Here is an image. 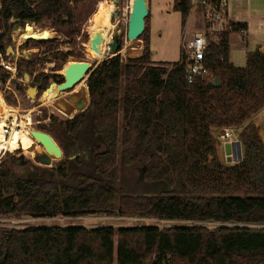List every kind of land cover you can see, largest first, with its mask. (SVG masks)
<instances>
[{"label": "trees", "instance_id": "obj_1", "mask_svg": "<svg viewBox=\"0 0 264 264\" xmlns=\"http://www.w3.org/2000/svg\"><path fill=\"white\" fill-rule=\"evenodd\" d=\"M80 2L0 0V55L8 57L13 27L27 22L75 33ZM190 7V0L174 6L183 23ZM42 29L49 36L36 43L52 50L57 33ZM246 29L245 22L229 21L221 39L209 41L210 75L192 83L182 49L180 60L156 63L144 34L141 56L124 62L118 53L94 65L86 81L88 108L72 119L52 116L64 159L33 167L28 177L0 165V214L192 224L11 228L0 235V264H264V142L252 121L264 107V50L248 52L244 66L230 60L229 34ZM23 64L30 70L33 62L19 58L18 77ZM9 78L0 66V82ZM217 78L221 84L214 86ZM49 80L45 73L34 78L41 91ZM224 127L240 128V162L220 159L212 130ZM10 161L31 163L24 156ZM208 222L220 225L202 224Z\"/></svg>", "mask_w": 264, "mask_h": 264}, {"label": "rangeland", "instance_id": "obj_2", "mask_svg": "<svg viewBox=\"0 0 264 264\" xmlns=\"http://www.w3.org/2000/svg\"><path fill=\"white\" fill-rule=\"evenodd\" d=\"M133 1L134 0H81V2L78 3L76 9V23L74 26L76 31L75 33L72 32L71 28L67 27L58 29L46 25H38L32 23L34 24L32 30L37 36L31 37L32 39L29 38L26 40H21L19 42L18 32H22L24 30V25H17V29L13 27L10 35L11 42L7 44L6 49L8 57L3 58L2 56H0V66L4 70L9 72L11 77L5 83L0 82V92L3 94L4 98L10 99L11 104L7 102L9 105L19 107L23 112H26L28 109H34V111L32 112V120L34 122L32 125H28V128L31 129V131L42 130L41 126L45 127V129H43L42 131L51 134L60 146V143L62 141L60 126L58 125V123L51 124L48 118L51 115L57 116L59 120L68 119V117L64 115L63 112L55 108V106L58 107L57 103H55V105L54 103H52L51 105H42V103L40 102V94H37L35 96H28V86L32 85V78H35L37 74L41 72L49 74V71H53L55 69L59 71L60 69L64 68V66L69 61H88L91 64L95 65L97 62H100L105 58L96 55L94 50L89 48L88 40L89 38H92L94 33L99 30H103L104 42L102 43V45L105 44L109 32L107 31V29L101 28L97 25L96 17L99 15L102 9L108 5L109 2H113L115 5L113 20L116 21L117 26L113 30L112 35H117L118 38H120L122 48L120 54L124 62H126L128 58H135L142 55L137 54L136 52L141 48L143 52L142 37L144 36V34H148L149 31L151 60L155 61L156 63H172L174 61L180 60L181 58V47L183 39L191 38L192 34L196 30H202L206 34L208 41H219L222 37V32L226 30V28L222 27L221 25H211L205 18L203 9L200 7V4L198 2H195L194 4L190 2V18L188 20V24L185 26L186 20L183 23L181 12L174 9V6L177 4L178 0H150L151 6H149V4L148 6L151 8V10L149 9V14L145 18V30L140 36L141 38L131 40L130 45L127 42L129 41L127 39V30ZM42 28H50L57 33V37L55 39H52L55 42L54 48L52 50H48L46 46L36 43L42 40H47V37L49 36V34ZM110 41H112V38ZM12 50L14 51V53ZM108 55L109 54L105 56L108 57ZM232 57L234 58V61L236 63H239L237 65H245L246 52L243 50L240 51V49L236 47V44L233 46ZM19 58H23L24 60H30L33 62L32 66H30V70L33 71L31 75V71L26 69V64H23V76H17V61ZM6 66H11L12 68L8 69L6 68ZM166 66L167 68L171 67L170 64H167ZM24 73H28L30 75L29 80L25 79ZM87 77L88 75L86 74L82 82L84 83V87L77 90L76 97L85 95L83 99H87L86 102L89 103L90 96L89 93H87ZM51 82L52 81H50V83ZM77 109L73 111V115L75 114V111ZM83 109L84 108H80V110L76 114L82 112ZM68 115L70 114L68 113ZM254 123L256 126H258V118H254ZM214 134L216 135V131H214ZM33 147L31 148V151L35 153L34 156L24 154L20 149H18L17 151L9 150L11 152H15H7V154L2 159H0V165L2 162H5L17 175L21 177H28L32 174L34 169L33 167H37L39 169L49 168L51 166L57 165L60 160L66 157L64 155L62 159L54 158L52 164L45 165L37 160V157L43 155L45 151L37 149L35 146ZM12 156H24L25 158L30 159L31 163L25 167L13 166L10 161V158ZM219 156L223 163H233L227 161V159L224 158L222 148L220 147ZM129 175V173H126L125 177L127 176L128 178ZM158 189L159 188L156 187L155 189H152V191L154 190V192H158ZM183 224H188V222H184ZM202 224L208 225L211 228H213L215 225L213 224V222ZM31 225H59L62 227L82 225L87 228L97 227L101 225H110L114 228H118L121 226L131 225H158L162 227L174 224L171 222L160 221L156 219H142L140 217H125L121 215H116L113 217L104 215H87L77 217L59 215L55 217L45 218L24 216L19 218L10 214H0V235L4 231L11 228L22 229Z\"/></svg>", "mask_w": 264, "mask_h": 264}, {"label": "water", "instance_id": "obj_3", "mask_svg": "<svg viewBox=\"0 0 264 264\" xmlns=\"http://www.w3.org/2000/svg\"><path fill=\"white\" fill-rule=\"evenodd\" d=\"M149 14V7L147 0H134L132 4V10L130 12L129 16V24H128V30H127V39L128 40H136L139 39V37L143 34L145 30V18ZM32 23L27 22L24 25V29L27 27H31ZM18 27L15 26V29ZM113 33V30L111 31V35ZM112 41L108 43V57H105L104 59H107L109 57H112L118 53H121V42L120 38H118L117 35L111 36ZM32 39V38H30ZM89 47L92 50H95L97 52H101V45L104 42L103 38V30H99L96 33L93 34L92 38H89ZM13 51V50H12ZM14 53V51H13ZM103 59V60H104ZM97 62L96 64H98ZM95 66L87 61H73L68 64V66L65 67V73H64V81L57 85L58 91H66L67 89L72 88L73 86L77 85L79 82H81L84 78V76L87 74L88 77L90 73L92 72L93 68ZM25 79L29 80L30 75L28 73H24ZM87 77V78H88ZM53 83H50L49 86L46 89H49L52 86ZM221 82L219 78L216 79L214 82V86L220 85ZM30 89L33 91L30 92ZM44 91V90H43ZM42 91V92H43ZM27 93L30 96H35L38 94V89L36 85H29L27 89ZM90 105L89 103H84L85 109L88 108ZM80 106V107H81ZM32 134L34 137L38 139V142L42 144L46 151L43 155L39 156L37 160L45 165L52 164L53 158L62 159L64 156L62 148L57 145L54 137L42 130H32ZM235 145H226V151L230 153L231 148L233 149ZM237 151L233 154V157L228 158V161L231 162H240L243 158V154L241 152V144L238 142L236 144ZM74 156H70V158H73Z\"/></svg>", "mask_w": 264, "mask_h": 264}, {"label": "bare ground", "instance_id": "obj_4", "mask_svg": "<svg viewBox=\"0 0 264 264\" xmlns=\"http://www.w3.org/2000/svg\"><path fill=\"white\" fill-rule=\"evenodd\" d=\"M114 11H115L114 3L109 2L108 5L105 8H103L102 11L99 13V15L96 17L97 25L101 28L107 29V31L109 32V35L106 38L105 44L101 45V52H97L94 50L95 54L101 56L102 58L106 57L105 55L108 54V50H109L108 49V43L111 40L110 33L117 26L116 21L113 20ZM18 33H19V40H18L19 42L21 40H26V39H29L31 37L37 36V35H35V32L32 30V28H25L22 32H18ZM127 42L130 44L131 40H129ZM70 62H73V61H69L64 66V68L60 69L58 71L59 74L64 75L65 67L68 66V64ZM92 66H93V64H92ZM6 67L8 69L12 68L11 66H6ZM84 78H85V76H84ZM82 82H83V80L76 85L75 91H77L79 88L84 87V85H83L84 83H82ZM30 92L33 93V91L31 89H30ZM61 94H62V91H58L57 84L53 83L49 89L41 92L40 102L42 103V105H47V104L51 105L52 103H54V105H55L56 99ZM55 108L59 109L56 106H55ZM74 110H75V108H74ZM33 111H34V109H28L26 112H23L20 110L19 107L9 105L7 103V101L5 100V98L3 97V94L0 92V148L1 147H7L8 150L20 149V150H22V152L24 154H27L30 156L35 155V153L33 151H31V148L33 146H35L37 149H40V150L47 152L46 148L42 144L40 145V143L38 142V139L33 136L31 129L28 128V125H32L34 122L32 120V112ZM73 111H72V113H70V116L73 115ZM63 112H65V111H63ZM5 129H8V132L6 134L4 133ZM57 145H58V143H57Z\"/></svg>", "mask_w": 264, "mask_h": 264}, {"label": "built area", "instance_id": "obj_5", "mask_svg": "<svg viewBox=\"0 0 264 264\" xmlns=\"http://www.w3.org/2000/svg\"><path fill=\"white\" fill-rule=\"evenodd\" d=\"M190 2L192 4H194L195 2H198L200 4V7L203 9V14L205 18L211 25L213 26L221 25L224 28L228 26L229 19L226 14L227 13L226 0H190ZM208 44L209 41L207 39V36L202 30H196L192 34L191 38L183 39L181 49L185 56L186 78L190 83L194 82L198 77L207 78L210 75L209 69L205 64V54ZM255 117L258 118V123H257L258 134L261 137L262 141L264 142V107L253 117L252 121H254ZM214 131H216V135L214 134ZM7 132L8 129H5L4 133L6 134ZM212 133L219 141V147L222 148L224 158L227 159V161L228 158L233 157V154L237 151L236 144L238 142L241 144V152L243 154L242 142L240 140V128L237 127L214 128L212 130ZM227 144L235 145L233 149L231 148L230 153L226 151ZM7 152L14 153L15 151L11 152L7 149V147H1L0 159H2L7 154ZM184 222H188V224H192V222L190 221H172L171 223L183 224ZM213 224H215L214 227L220 225L219 223L216 222H213Z\"/></svg>", "mask_w": 264, "mask_h": 264}, {"label": "crops", "instance_id": "obj_6", "mask_svg": "<svg viewBox=\"0 0 264 264\" xmlns=\"http://www.w3.org/2000/svg\"><path fill=\"white\" fill-rule=\"evenodd\" d=\"M147 2L151 6V1L147 0ZM226 3L229 21L247 24L246 30L229 34L230 60L234 65L240 66L232 57L235 44L240 51L243 50L246 54L258 49L264 50V0H226ZM149 9L151 10L150 7ZM189 18L188 15L185 26L188 24ZM136 53L142 54V48Z\"/></svg>", "mask_w": 264, "mask_h": 264}, {"label": "flooded vegetation", "instance_id": "obj_7", "mask_svg": "<svg viewBox=\"0 0 264 264\" xmlns=\"http://www.w3.org/2000/svg\"><path fill=\"white\" fill-rule=\"evenodd\" d=\"M50 73L47 74L50 76V81H52L51 83H55V84H60L64 81V75L59 74V72L57 71V69L53 70V71H49ZM44 73V72H41ZM46 74V73H45ZM32 85H36L37 89H38V95H41V90H39L38 88V84L34 82V77L32 78ZM31 83V82H30ZM49 86V85H48ZM76 86V85H75ZM75 86H73L70 89H67L66 91H62V94L60 96H58V98L56 99L57 106H58V110H64L65 112H63L64 115H66L68 117V119H72L76 114L70 116L68 115V113H72V111L74 110V108H80L81 105H84V103H86V100H84L83 98L85 97V95L76 97V93L77 91H75ZM66 98V99H65ZM81 100V101H80ZM71 103V104H70ZM64 106V107H63ZM82 107V106H81ZM61 108V109H60ZM69 109V110H68ZM85 108L82 110L84 111ZM68 112V113H66ZM52 116L55 115H51L49 116V121L51 122V118ZM57 117V116H56Z\"/></svg>", "mask_w": 264, "mask_h": 264}]
</instances>
